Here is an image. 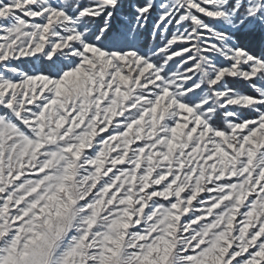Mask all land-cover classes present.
<instances>
[{"label":"snow or ice","instance_id":"obj_1","mask_svg":"<svg viewBox=\"0 0 264 264\" xmlns=\"http://www.w3.org/2000/svg\"><path fill=\"white\" fill-rule=\"evenodd\" d=\"M0 264H264V0H0Z\"/></svg>","mask_w":264,"mask_h":264}]
</instances>
